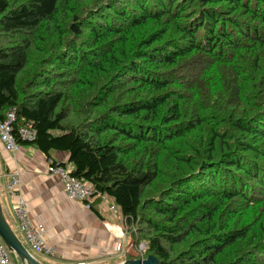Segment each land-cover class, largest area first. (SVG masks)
<instances>
[{
    "label": "trees",
    "instance_id": "obj_1",
    "mask_svg": "<svg viewBox=\"0 0 264 264\" xmlns=\"http://www.w3.org/2000/svg\"><path fill=\"white\" fill-rule=\"evenodd\" d=\"M12 108L146 256L264 264V0H0Z\"/></svg>",
    "mask_w": 264,
    "mask_h": 264
},
{
    "label": "crops",
    "instance_id": "obj_2",
    "mask_svg": "<svg viewBox=\"0 0 264 264\" xmlns=\"http://www.w3.org/2000/svg\"><path fill=\"white\" fill-rule=\"evenodd\" d=\"M51 158L73 166L66 152L54 151ZM50 160L35 145H21L19 151L11 153L0 140L3 213L32 256L41 264H122L133 258V254L121 255L116 251L117 230H128L121 211L111 212L100 198L91 208L68 198L60 177L48 172ZM13 177L19 178L17 193L24 198L30 219L34 224H43L46 229L45 241L55 249L52 258L34 252L23 239L13 212L17 196L12 198L7 193L8 182ZM14 260L16 264H23L15 253Z\"/></svg>",
    "mask_w": 264,
    "mask_h": 264
},
{
    "label": "built area",
    "instance_id": "obj_3",
    "mask_svg": "<svg viewBox=\"0 0 264 264\" xmlns=\"http://www.w3.org/2000/svg\"><path fill=\"white\" fill-rule=\"evenodd\" d=\"M16 109L12 108L7 112L4 119H0V140L4 144L7 151L16 153L20 150V143L17 139L24 141H33L36 138V131L28 123L15 131ZM48 172L60 177L64 190L68 198L80 201L88 207L100 198L107 208L113 212H119L120 208L113 201L109 202L110 197L107 194L97 191L94 186L83 179L72 174V168L61 164V162L53 163L49 161L47 166ZM19 186V178L13 177L7 185V193L13 198L17 196V201L13 205L14 216L18 222V228L23 235V239L27 246L34 252L42 254L47 258L55 256V249L49 246L45 241L46 229L43 224H34L28 215L26 202L21 194L17 193ZM125 219V218H124ZM131 231L135 232L136 228L132 226L127 231L117 230L118 243L116 245L117 253L124 255L133 254V258L145 259L147 244L141 242L135 244L131 237ZM0 264H16L13 251L5 244L0 236Z\"/></svg>",
    "mask_w": 264,
    "mask_h": 264
},
{
    "label": "water",
    "instance_id": "obj_4",
    "mask_svg": "<svg viewBox=\"0 0 264 264\" xmlns=\"http://www.w3.org/2000/svg\"><path fill=\"white\" fill-rule=\"evenodd\" d=\"M0 236L5 244L20 257L23 264H41L27 250L23 242L16 235L9 222L5 218L3 208L0 201ZM122 264H159L158 259L154 255H149L145 259L131 258L125 260Z\"/></svg>",
    "mask_w": 264,
    "mask_h": 264
},
{
    "label": "rangeland",
    "instance_id": "obj_5",
    "mask_svg": "<svg viewBox=\"0 0 264 264\" xmlns=\"http://www.w3.org/2000/svg\"><path fill=\"white\" fill-rule=\"evenodd\" d=\"M57 133H59V132H57Z\"/></svg>",
    "mask_w": 264,
    "mask_h": 264
}]
</instances>
